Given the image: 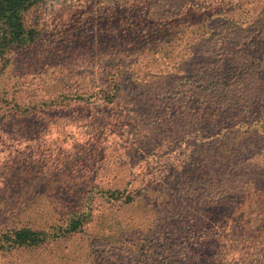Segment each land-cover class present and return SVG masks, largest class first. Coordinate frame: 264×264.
<instances>
[{
	"label": "trees",
	"instance_id": "16d2710c",
	"mask_svg": "<svg viewBox=\"0 0 264 264\" xmlns=\"http://www.w3.org/2000/svg\"><path fill=\"white\" fill-rule=\"evenodd\" d=\"M45 3L79 21L86 15L109 35L114 47L92 88L72 100L117 111L109 120L121 130V153L110 164L130 163L121 181L99 175L83 185L67 227L0 232V254L51 237H86L84 264H178L204 251L220 264L224 237L236 258L256 250L264 233L254 228L264 221V0H0V64L32 40L25 16ZM249 5L259 9L249 21L230 15ZM141 148L146 155L135 157ZM98 198L114 203L116 234L84 230L107 209Z\"/></svg>",
	"mask_w": 264,
	"mask_h": 264
},
{
	"label": "rangeland",
	"instance_id": "374dc122",
	"mask_svg": "<svg viewBox=\"0 0 264 264\" xmlns=\"http://www.w3.org/2000/svg\"><path fill=\"white\" fill-rule=\"evenodd\" d=\"M58 8L45 3L29 9L25 23L33 31L32 40L13 46L0 64V232L22 226L63 229L75 218L81 192L94 177L100 175L106 182L114 174L120 176L119 181L126 177L128 161L118 170L110 164L121 153H115L119 146L114 143L121 140V130L114 129L115 121L109 120H116L117 111L104 107L93 111L72 100L92 88L88 80H96L98 64L114 46L109 35L97 31L95 20L90 22L83 15L79 21ZM242 9L230 15L249 21L259 10L253 5ZM65 95L71 97L64 100ZM86 137L89 143L83 146ZM102 139L110 142L106 153ZM145 150L139 149L135 157H144ZM98 200L97 208L114 205L104 198ZM100 211L102 215L86 223L84 230L116 234L120 230L117 214L108 208ZM262 223L256 222L255 230L264 231ZM256 235L264 238V233ZM257 236L256 250L249 247L243 260L231 251L238 248L230 245L231 238L224 237L221 243L228 249L222 252L220 264H264V241ZM51 239L37 247L0 254V264H84L86 237ZM205 252L177 259V263L210 264L213 257Z\"/></svg>",
	"mask_w": 264,
	"mask_h": 264
}]
</instances>
